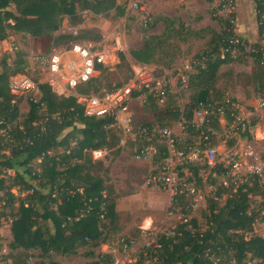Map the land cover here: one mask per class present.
Returning <instances> with one entry per match:
<instances>
[{
	"label": "trees",
	"instance_id": "trees-1",
	"mask_svg": "<svg viewBox=\"0 0 264 264\" xmlns=\"http://www.w3.org/2000/svg\"><path fill=\"white\" fill-rule=\"evenodd\" d=\"M253 1L261 42L251 44L238 37L231 20L219 16L221 30L211 31L209 42L194 56L192 68L196 72L189 75L188 86L192 97L181 108L179 99L176 98L175 102V94L168 86L163 102L157 96L147 94L143 112L149 114L150 118H135L137 126L149 129L171 128L172 122L179 121L182 124V136L177 137L178 150L187 153L194 146H201L203 150L216 147V133L222 131L217 109L223 108L221 116L228 122V128L237 122L239 112L235 107L237 100L227 94L226 90L217 87L220 68L231 62L245 61L248 56L254 57L256 66L248 76L250 84L257 82V88L261 96H264V0ZM113 9L118 11L119 16L125 14L124 4L118 0H0V41L7 40L12 34L21 33L35 39L51 38L53 46L90 38L92 31H83L81 36H56L55 33L61 29L66 17L72 25H78L82 22L81 12L84 10L97 16H107ZM160 19L165 22L168 31L162 35L149 36L141 48L130 51L135 62L153 64L172 60L167 62L171 64L178 56L176 52L180 48L179 42H189L194 38L189 35L200 37L206 32L185 30L182 23L179 28L176 20L166 17ZM145 25L154 28L156 22L147 21ZM94 39L99 41L101 35L96 34ZM245 48H253L258 52H246ZM237 51L245 57L236 58L234 53ZM120 60L126 63L124 53L120 54ZM26 67L23 55H19L13 67L6 62V58L2 60L0 218L10 210L13 218L10 257L13 264H26L33 258L31 255L34 252L48 259L47 262L36 264H59L53 261L52 254L71 256L81 248H98L105 241V231L109 229L108 220L112 225L118 221L116 198L110 196L113 188L109 189L110 186L100 174L104 169L103 160L93 159L92 151L112 148L119 145L120 140L117 132L109 127L112 118L97 119L85 115L84 106L78 102L77 96H58L47 84L39 85L42 93L39 102L28 99L30 110L19 121L21 114L16 102L19 96L11 92L9 80L12 74L20 73ZM101 69L99 77L76 88L78 95L111 92L123 86L103 85L106 68ZM140 95L133 93L134 98ZM200 103L216 104L209 109L211 112L202 127L197 128L194 116ZM244 123L245 133H241L242 125H236L235 132L248 137L250 124ZM234 145V140L228 142L229 147ZM156 147L158 156L153 163L160 166L167 156V147L163 142L156 143ZM200 157V162L186 163L180 168L188 169L199 186L202 184L200 175L203 170L211 171L212 180L230 171L229 167H224V163L217 161L211 167L203 154ZM6 171L13 172V175L9 176ZM213 173H216V177L212 176ZM180 175L184 176V173L181 171ZM260 181L258 175H252L238 186L227 188L221 184L217 192L208 194L206 207L202 211L205 228H201L198 219L191 218L189 222L179 224L173 232L159 234L160 247H155L151 252L156 263L264 264V238L255 235L247 239V234L253 232V225L260 216L261 210L255 211L252 208L253 198L264 194V186ZM16 188L19 194L13 192ZM23 192L28 194L22 197L20 194ZM224 195H227L226 200L221 205L220 200ZM176 199L173 206H183L184 216L188 217L192 213L188 198L181 195L176 196ZM260 220L264 221V216ZM85 255L93 256L94 253L89 251ZM98 256L96 261L88 264H111L110 255ZM144 261L141 254L137 264H144Z\"/></svg>",
	"mask_w": 264,
	"mask_h": 264
},
{
	"label": "rangeland",
	"instance_id": "rangeland-1",
	"mask_svg": "<svg viewBox=\"0 0 264 264\" xmlns=\"http://www.w3.org/2000/svg\"><path fill=\"white\" fill-rule=\"evenodd\" d=\"M118 2L124 4V15L119 16L116 9L111 10L107 16H97L90 11L84 10L81 12L82 22L80 24L72 25L69 18L66 17L61 29L55 35L81 36L83 31H92L93 34L89 36L90 38L79 39L75 42L86 44L95 50L106 53L108 62L105 66L106 72L103 75V85L106 86L108 83L115 86L117 84H127L135 74L136 64L130 56V51L141 48L149 36L162 35L168 31L166 30L167 26L165 22L160 18L166 17L169 20H176L178 26L182 23L185 30L187 28L192 31H206L202 34L203 37L200 35L201 38L194 34L189 35V37H194L189 41L190 44L193 42V39L198 41H196V48L193 45H188L189 42L178 44L180 48H178L179 50L176 54L185 55L184 60L181 57L178 59L177 56L171 64H167V62L170 63L172 60L167 59V61L164 60V63L157 61L151 64L157 78L164 83L166 81L171 83V90L175 94V102L176 98L179 99L181 108H183L190 97H192V91L188 88L189 81L187 86H184L182 76L187 77L196 72L192 68V63L195 61L194 56L209 42L211 31L219 32L221 30V23L218 18L219 16L224 18V15L217 13L215 10L219 6V0H137L144 10L129 9V0H118ZM234 18V30L236 35L240 36L236 31L237 3L234 10ZM147 21L150 23L156 22V26L154 28H147L145 25ZM179 28L181 27L179 26ZM185 30L183 31L185 32ZM96 34L101 35L99 41L94 39ZM180 34H182L181 29ZM51 40V38L47 37L35 39L27 34L21 33L12 34L7 40L0 41V72L2 71V60L4 58L13 67L19 55H23L27 67L18 74L25 75L36 83L41 82L45 84L44 76L33 62V56L39 53H46L50 49L66 48L74 43L69 42L62 43L59 46H53ZM254 40L247 41L251 44L261 42L259 23L258 33ZM176 42L178 43V40ZM121 53L126 55L125 64L120 60ZM234 55L236 58L244 56L239 51L235 52ZM231 63L233 64L234 62ZM231 63L220 68L219 79H221V74H227L228 71L234 72L233 70H235L239 72L235 77L231 72V79L228 77L223 81L226 84L223 90L227 92L230 86H240L236 91L234 90L235 93L229 92L231 94L230 96L237 100L235 107L239 112L237 122L233 123L230 128L227 127L228 122L225 118L220 116L222 131L216 133L220 156L216 157V161H219L218 159L220 157L222 158L227 152L233 151L237 153L239 160L245 166L258 167L261 170L262 175L259 176L261 179L260 183L264 186V96H261V92L257 88V82L250 84L251 80L248 78L255 68H245L248 63L255 65L254 57L248 56L245 61H235L236 64L233 65V69L229 66ZM13 75L15 74L11 76ZM67 94H70L69 91H67ZM41 96V91L35 94L38 101H40ZM32 97L34 95L29 93L16 100L21 114L19 121H22L24 116L29 112L28 99ZM145 105V96H141L133 101L132 112L135 118H150L149 114H144L143 112ZM239 120H244L248 125L250 124L251 127L247 129L248 137H242L240 133L232 132V128L234 129L236 127ZM252 122L255 124L253 125ZM171 126L174 134L178 138H181V122H172ZM244 131L245 129H242L241 133H245ZM119 140H121L120 137ZM230 140H234L235 145L233 147L228 146ZM113 142L116 143V140L113 139ZM120 143L112 148H108V154L102 159L104 169L100 171V174L106 180V184L110 186L109 189L113 188V194H110V196L116 198V204L119 207L118 221L112 225L111 221L108 220L109 229L105 231V241L98 248H81L77 254L71 256L52 254L54 262L59 264H88L96 261L99 258V254L110 255L118 263H124L129 260L134 261L137 260V255L147 244H153L155 234L171 233L183 222V206H173L169 195L150 182L153 170L159 165L154 164L153 161L136 160L130 139H128L125 147H121ZM5 173L9 176L13 175L11 171H6ZM183 173V184L192 185L200 192L198 206L193 208L192 213L188 216V222L191 218H196L199 220L201 228L204 229L205 218L203 217L202 211L206 207V198L208 194L217 192L221 185V177H216L214 181L210 178L211 171L203 170L200 175L202 184L199 186L195 177L188 169L184 170ZM13 192L19 194L18 188L14 189ZM27 194L23 192L20 195L23 197ZM226 196L224 195L223 199L220 200L221 205L225 203ZM253 201L252 208L255 211H261L259 218L253 225V232L247 234V239L255 235L264 238V221L260 220L264 216V194L254 197ZM191 202H194L193 198ZM189 203L190 201L188 200ZM17 204L15 205L16 207ZM7 212L6 215L0 218V264H13L10 257L12 253V249L10 248V242L12 240L11 222L13 218L10 210H7ZM125 241H129L126 251L122 247ZM89 251H92L94 255H85L89 254ZM31 256L33 258L27 261L26 264H36L43 261L47 262L48 260L41 258L40 255L38 256V252H34Z\"/></svg>",
	"mask_w": 264,
	"mask_h": 264
},
{
	"label": "built area",
	"instance_id": "built-area-1",
	"mask_svg": "<svg viewBox=\"0 0 264 264\" xmlns=\"http://www.w3.org/2000/svg\"><path fill=\"white\" fill-rule=\"evenodd\" d=\"M128 8L144 10L137 0H129ZM235 8L236 0H219V6L216 10L217 13H222L224 18L226 17V19L234 23ZM245 51L250 53L258 52L253 48H245ZM32 59L38 70L44 76V83L47 84L56 95L64 97L69 95L77 96L78 102L83 104L84 113L87 116L97 119H103L105 117L112 118L113 122L109 127L114 129L121 138V147H125L128 139H130V144L134 149V157L136 160L153 161L155 157L158 156L156 143H165L167 147V156L164 158L162 165L153 170L150 182L164 190L169 195L172 203L177 201L176 196L184 195L190 201L189 205L192 207V210L198 206L200 192L192 185L183 184L184 179L180 175V172H184L186 168L182 170H180V168L184 167L186 163L200 162L201 154L204 155L207 163L213 167L217 162L216 157L220 155V153L217 146L206 150H203L201 146H194L185 153L177 149V136L174 134L172 128L155 127L149 129L148 127L137 126L134 113L132 112L133 101L141 96L152 94L160 98V102H163L167 89L166 86L172 91L171 83L167 81L164 83L157 78L151 64L134 61L136 64L135 74L127 84L111 92L91 93L83 96L76 93V88L100 76L102 71L101 67L105 68L108 62V56L105 52L95 50L86 44L74 42L66 48L52 49L48 53L36 54ZM188 81L189 76H182L184 86H187ZM40 84L42 83H36L29 77L18 73L11 76L9 80L11 92L19 97L29 93H32L35 97V94L40 92ZM67 91H69L70 94H67ZM71 91H73V93H71ZM135 92L141 95L134 98L133 93ZM34 97H32V99L35 102H39L36 97ZM215 104L216 103L212 105ZM212 105L200 103L194 116V123L197 128H201L204 124L206 117L211 112H209V109ZM217 110L221 116L223 114V108H218ZM244 122V120H239L237 125H242V129H245L246 124ZM43 129L44 127L42 130ZM235 130L236 127H234V129L232 128V132H235ZM108 152L109 149L107 147L94 149L92 151L93 159L102 160ZM5 153L10 154L9 151H5ZM218 162L224 163V167H229L230 169L226 175L221 176V184L227 188L231 185L238 186L240 183L247 181L252 175H262L258 167L245 166L241 160H239L238 154L233 151L225 153L222 158L220 157ZM213 176L216 177V173H213ZM191 197L194 199V202H191ZM182 219L183 222L188 221V217L186 216H183ZM158 235L159 234H155L153 244H147L137 255V260L118 263L115 262L112 257L111 264H137L141 254L145 258L144 264H159L156 263V260L151 255L155 247H160ZM123 243L124 245L122 247L124 251H126L129 241Z\"/></svg>",
	"mask_w": 264,
	"mask_h": 264
},
{
	"label": "crops",
	"instance_id": "crops-1",
	"mask_svg": "<svg viewBox=\"0 0 264 264\" xmlns=\"http://www.w3.org/2000/svg\"><path fill=\"white\" fill-rule=\"evenodd\" d=\"M237 25H236V31L237 34L240 35L238 37L244 39V40H250V41H255L256 34L258 33V20H257V10L256 6L253 0H237ZM216 10V9H215ZM193 41V42H192ZM190 44L188 45H193L194 48H196L197 40L193 39ZM197 41V42H196ZM180 44H184V42H179ZM205 47V46H204ZM183 49V47H182ZM181 57L182 60L186 57L185 55H178V59ZM190 57V56H188ZM236 64L235 62L232 64H229L231 69H233V65ZM245 68L249 67H254L255 65L252 63L246 64ZM228 71L227 74H221V79H219L217 87L219 89H223V87L226 85L223 81L226 80L228 77H231V72L234 74V77L239 73L235 70ZM254 71V70H253ZM252 71V72H253ZM222 73V72H221ZM231 79V78H230ZM222 81V82H221ZM221 84L223 85L221 87ZM232 84V83H231ZM240 88L239 85L236 86H230L229 91L227 94L231 95V93H235V91ZM235 90V91H234ZM117 209L119 210L118 204H117Z\"/></svg>",
	"mask_w": 264,
	"mask_h": 264
}]
</instances>
